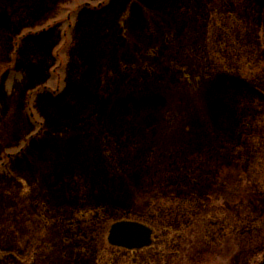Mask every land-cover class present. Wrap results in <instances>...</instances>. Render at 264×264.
<instances>
[{
	"label": "rangeland",
	"instance_id": "374dc122",
	"mask_svg": "<svg viewBox=\"0 0 264 264\" xmlns=\"http://www.w3.org/2000/svg\"><path fill=\"white\" fill-rule=\"evenodd\" d=\"M0 264H264V0H0Z\"/></svg>",
	"mask_w": 264,
	"mask_h": 264
},
{
	"label": "water",
	"instance_id": "95a60500",
	"mask_svg": "<svg viewBox=\"0 0 264 264\" xmlns=\"http://www.w3.org/2000/svg\"><path fill=\"white\" fill-rule=\"evenodd\" d=\"M153 229L135 220H119L110 226L108 240L111 245L129 250L142 249L153 243Z\"/></svg>",
	"mask_w": 264,
	"mask_h": 264
},
{
	"label": "flooded vegetation",
	"instance_id": "af4514ba",
	"mask_svg": "<svg viewBox=\"0 0 264 264\" xmlns=\"http://www.w3.org/2000/svg\"><path fill=\"white\" fill-rule=\"evenodd\" d=\"M122 220H130V219H122ZM135 221H138V220H135ZM139 222H141V221H139ZM144 223V222H143ZM148 225V224H147ZM150 226V225H149ZM152 229H153V235H152V239H153V243L150 245V246H148V247H145V248H142V249H136V251H138V250H143V249H146V248H149V247H151V246H153L154 244H155V242H156V239H155V234H156V229L153 227V226H150ZM109 241V240H108Z\"/></svg>",
	"mask_w": 264,
	"mask_h": 264
}]
</instances>
